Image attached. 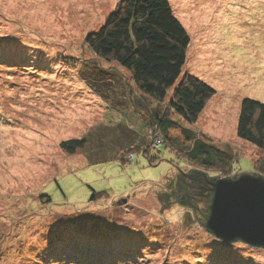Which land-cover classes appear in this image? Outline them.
<instances>
[{
	"label": "rangeland",
	"instance_id": "1",
	"mask_svg": "<svg viewBox=\"0 0 264 264\" xmlns=\"http://www.w3.org/2000/svg\"><path fill=\"white\" fill-rule=\"evenodd\" d=\"M121 1L0 0V264H264L263 247L221 241L181 199L161 214L157 184L197 168L180 152L114 157L107 137L145 125L129 71L86 39ZM169 1L190 38L179 80L215 89L189 125L234 156L211 176L264 175V148L237 133L243 99L264 102V0ZM83 137L88 148L62 150Z\"/></svg>",
	"mask_w": 264,
	"mask_h": 264
},
{
	"label": "trees",
	"instance_id": "2",
	"mask_svg": "<svg viewBox=\"0 0 264 264\" xmlns=\"http://www.w3.org/2000/svg\"><path fill=\"white\" fill-rule=\"evenodd\" d=\"M86 42L98 58L116 62L129 71L132 81L127 82L130 84L129 97L132 96V103L145 125L142 134L125 127L122 132L107 137V142L120 144L121 148L114 157L126 166L138 152L149 155L151 148L170 147L175 153L180 152L181 158L197 166L191 171H182L177 179L181 181L182 204L193 209L184 197L195 184L196 175L204 172L211 176L210 172L219 170L225 172L233 165L234 156L207 135L190 127L198 121L215 89L190 73L179 80L190 38L170 1L122 0L107 21L88 34ZM132 85L143 94L132 93ZM150 128L154 134L149 133ZM237 133L258 148H264V102L251 97L243 99ZM60 146L73 155L88 148L87 138L67 139ZM149 160L154 162L158 157ZM41 196L51 198L46 194ZM99 197L110 198L109 195L106 197V192L92 189L90 199Z\"/></svg>",
	"mask_w": 264,
	"mask_h": 264
},
{
	"label": "water",
	"instance_id": "3",
	"mask_svg": "<svg viewBox=\"0 0 264 264\" xmlns=\"http://www.w3.org/2000/svg\"><path fill=\"white\" fill-rule=\"evenodd\" d=\"M177 168L180 173L173 174L174 179L166 175L168 183H155L160 185L157 195L162 204L161 214L181 199V181L177 179L183 170ZM208 175L197 174L195 184L184 197L193 207L197 219L221 240H241L264 247V175L247 170L226 177Z\"/></svg>",
	"mask_w": 264,
	"mask_h": 264
}]
</instances>
